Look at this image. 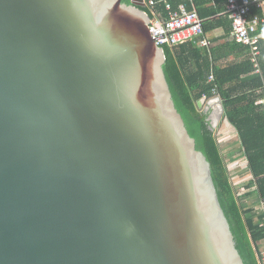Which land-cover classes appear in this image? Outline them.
Wrapping results in <instances>:
<instances>
[{"label": "water", "instance_id": "obj_1", "mask_svg": "<svg viewBox=\"0 0 264 264\" xmlns=\"http://www.w3.org/2000/svg\"><path fill=\"white\" fill-rule=\"evenodd\" d=\"M143 7L0 0V264H245Z\"/></svg>", "mask_w": 264, "mask_h": 264}, {"label": "trees", "instance_id": "obj_2", "mask_svg": "<svg viewBox=\"0 0 264 264\" xmlns=\"http://www.w3.org/2000/svg\"><path fill=\"white\" fill-rule=\"evenodd\" d=\"M153 1V8L166 15L164 2ZM167 1L176 8L183 0ZM202 2L193 0L195 6ZM187 4L191 9L190 3ZM142 9L153 17V11L149 7ZM203 29L207 30L205 25ZM258 32L264 33V24L259 26ZM259 46L263 54L260 59V73H254L248 47V53L240 61L211 70L210 62L203 59L202 62L199 60L196 68L189 67L195 58L190 41L172 48L161 46L165 54L163 70L176 108L183 117L189 134L195 139L197 149L204 153L210 163L220 205L245 264H259L258 256L264 249V212H256L254 209L258 197H264V105L259 101L264 97V36L260 38ZM210 74L213 75L212 80L208 79ZM213 89L221 99L224 118L230 122L220 132L210 129L207 113L197 106L203 94L207 98L213 96ZM230 128L236 131L247 160L252 176L250 184L256 188L255 202H244L239 198L237 188L231 180L226 155L222 154L219 141L229 134ZM248 186L247 184L244 188Z\"/></svg>", "mask_w": 264, "mask_h": 264}, {"label": "built area", "instance_id": "obj_3", "mask_svg": "<svg viewBox=\"0 0 264 264\" xmlns=\"http://www.w3.org/2000/svg\"><path fill=\"white\" fill-rule=\"evenodd\" d=\"M144 2L145 6L153 11L149 29L157 45H167L172 48L202 35L203 21L195 8L189 9L186 3H180L176 8H173L169 2H164L166 15L160 16L153 8L155 4L153 0H144ZM226 11L231 22L232 38L249 48V59L253 65L254 73H260V59L263 54L259 46L262 33L258 32V28L264 24V0H226ZM201 43L207 44L206 40H201ZM208 79L212 80L213 75L210 74ZM212 93L213 96H217L215 89ZM206 98L205 94L201 97L203 100ZM245 163L247 167V160ZM237 192L241 199L244 192H240L238 188ZM254 209L256 212H264V197H258ZM258 262L264 264V249L259 253Z\"/></svg>", "mask_w": 264, "mask_h": 264}, {"label": "crops", "instance_id": "obj_4", "mask_svg": "<svg viewBox=\"0 0 264 264\" xmlns=\"http://www.w3.org/2000/svg\"><path fill=\"white\" fill-rule=\"evenodd\" d=\"M160 1L168 2L167 0ZM201 1L203 2L197 6L194 5L193 0H183L181 2L186 3V5H188L187 3H190V8H195L197 10L199 16L203 21V25H205L207 28V30L203 29L202 35L190 41L193 44L195 58L192 59L189 67L196 68L199 60L202 62L203 59L210 62L212 70L214 69V67L219 68L243 59L245 54L248 53L247 46L239 44L232 38L231 22L226 11V0ZM157 12L160 16H165L160 11ZM262 36H264V33H262ZM201 40H206L207 44H202ZM259 101H261L260 103L264 105V97ZM220 104L222 105V102L219 103L216 99V96H210L204 100L201 99L197 102L198 108L207 113L210 119L214 118L216 119V121L221 120L224 114V107L222 105L223 111L221 112ZM222 126H224V123L219 125V132ZM239 147L241 148L240 141ZM240 150L242 151V149ZM232 154L233 153H229V155ZM232 159L233 157L230 158L228 162L231 163V170L233 171L232 173L230 172V176L231 180L235 183L239 191L244 192L241 196L242 201L250 203L253 201L255 202L256 199H254L255 197L253 198L252 196H254L256 188L253 184H250V179L252 178V176L249 172L248 167V171L243 172L240 170L238 163H236L235 161L231 162ZM245 180L248 181L245 183ZM247 184L249 185L248 188H244V186Z\"/></svg>", "mask_w": 264, "mask_h": 264}, {"label": "rangeland", "instance_id": "obj_5", "mask_svg": "<svg viewBox=\"0 0 264 264\" xmlns=\"http://www.w3.org/2000/svg\"><path fill=\"white\" fill-rule=\"evenodd\" d=\"M224 115L225 114H223V117L221 118V120H218L216 122V125L212 129L214 132L218 131L219 125L224 123L223 127H225L226 125H228L230 123V122H227V119L224 118ZM228 121H231V120H228ZM230 130L231 131L229 132V134L225 138H222V140L219 141L222 154L226 155V160L228 162H229V159L233 157L231 162L235 161L236 163H238V166L240 167L241 171H243V172L248 171L247 167H246V163H245L246 162L245 156L243 155V152L240 150L241 148L239 147V139L237 137L236 131L233 128H230ZM229 153H233V154L229 155ZM227 155H228V157H227ZM228 165H230L229 167L231 169V163H229ZM230 172L232 173L233 171L230 170ZM247 181L248 180H245V183ZM252 197L254 198V196H252Z\"/></svg>", "mask_w": 264, "mask_h": 264}]
</instances>
